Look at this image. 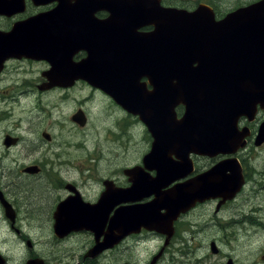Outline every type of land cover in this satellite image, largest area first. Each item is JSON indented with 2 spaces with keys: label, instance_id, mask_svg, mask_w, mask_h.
I'll list each match as a JSON object with an SVG mask.
<instances>
[{
  "label": "flooded vegetation",
  "instance_id": "obj_1",
  "mask_svg": "<svg viewBox=\"0 0 264 264\" xmlns=\"http://www.w3.org/2000/svg\"><path fill=\"white\" fill-rule=\"evenodd\" d=\"M60 1L23 0L0 11V264H173L175 251L187 258L194 252L198 261L210 207L218 223V218L227 226L250 221L264 229V106L237 118L234 138L243 144L234 152L198 145L188 151L178 144L182 134L171 135L169 120L152 131L140 119L138 100L145 97L140 89L150 94L157 83L145 73H138L137 81L133 73H120L132 64L120 44L124 30L118 26L108 33L98 24L110 12L77 7L91 24L81 17L71 25L70 6L76 1L65 0L62 9ZM237 1L231 7L232 0H204L194 9L208 5L221 20L261 0ZM154 29L150 24L138 32ZM114 47L121 50L109 58ZM124 92L132 110L114 96ZM184 112L183 104L175 107L177 119ZM98 124L119 137L125 149L114 165H101V173L94 166L108 158L102 146L85 152L79 146L97 143L89 126ZM139 126L141 137L133 133ZM77 158L92 166L73 170L71 177ZM130 208L153 209L160 218L154 217V226L131 224L145 223L147 216H125ZM218 244L210 243L216 256L223 254ZM253 248L250 243L245 250ZM229 262L241 261L224 255L223 264Z\"/></svg>",
  "mask_w": 264,
  "mask_h": 264
},
{
  "label": "water",
  "instance_id": "obj_2",
  "mask_svg": "<svg viewBox=\"0 0 264 264\" xmlns=\"http://www.w3.org/2000/svg\"><path fill=\"white\" fill-rule=\"evenodd\" d=\"M17 1L23 2L0 0V11L14 9ZM75 1L76 4L70 6L71 25L77 24L81 17L85 24H91L88 16L75 9L96 6L110 12L107 21L99 20L98 23L106 26L108 33L117 30L118 26L124 30L120 44L125 45L123 50H127L132 64L125 65L120 73H133L136 81L138 73L155 77L156 90L148 94L140 89L139 93L145 97L140 95L138 100L141 119L152 131L161 120L169 117L171 135L182 134L178 144L187 146L188 151L199 148L195 146L198 145L200 149L214 150L212 152H234L243 144L240 138H234L237 118L255 110L258 103L264 106V0L239 8L221 20H216L210 6L205 4L187 10L165 7L161 0ZM64 7L67 8L65 0H61L59 8ZM68 17L64 23L70 21ZM150 24L155 26L153 31L138 32L139 28ZM109 44L114 45L115 41ZM120 50V47H114V51L108 53L109 58ZM139 56L145 59L142 61ZM77 67L83 71L82 65ZM121 80L126 81L127 77ZM116 95L121 104L132 110L124 103L130 97L128 93ZM180 103L186 110L183 118L178 120L174 109ZM157 150L153 149V152ZM217 184L223 192L222 183ZM240 184L235 186L234 194ZM143 209H124L125 216L133 219L147 216L145 223L138 219L131 224L156 225L154 217L158 214L153 209L149 212ZM213 250H217L214 244Z\"/></svg>",
  "mask_w": 264,
  "mask_h": 264
},
{
  "label": "rangeland",
  "instance_id": "obj_3",
  "mask_svg": "<svg viewBox=\"0 0 264 264\" xmlns=\"http://www.w3.org/2000/svg\"><path fill=\"white\" fill-rule=\"evenodd\" d=\"M223 1L226 2L228 0ZM235 1L237 0H232V3H230L231 7H234L233 3ZM249 1L251 0H238L237 2L242 4ZM200 2H204V0H163V4L165 5L182 8L187 7L188 9H194ZM89 127L95 132L97 143L95 145H91L85 142L87 144H81L79 146L84 150V152L86 150V147H94L95 149H100V147L102 146V148L105 150L106 157H108L104 159L108 160L99 159V164L97 166H94L97 170L96 173H101L99 169L102 168V166L107 167L109 165H114L118 154L125 149L121 148V140L119 139V137H114V135L111 134L110 129H107L104 125L98 124L94 127L90 125ZM133 133L135 136L141 137L142 128L140 126L136 127L133 130ZM79 139L81 140L80 134ZM71 141L74 142L75 140L71 139ZM72 149H74V147L71 146V150ZM74 150L79 151L80 153L78 154H82L81 149L78 148V146L77 149L75 148ZM261 152L264 153V149H262ZM126 161L129 160H122V162ZM75 164L76 168H71V177L73 176V170L92 166V164L86 158H77ZM39 196L40 194L37 192L33 196L34 200L37 201V198ZM213 210V207H210L208 210L207 208L205 209V214L203 217V219H205V222L203 223V227L201 224L203 231H201L202 234H200L202 248L200 247L197 251V254L200 257L199 260L196 261V259H193L194 252L190 253L189 258H187L179 251H175L174 255L172 256L173 258L175 257L173 264H223L224 255L232 256L235 262H237V260H240L241 262L239 264H256V262L257 264H264V260L262 259V256L264 255V229H262V227L260 226H255V224H252V222L250 221L242 223H234L230 221V225L227 226V220H221V218H218L220 220V222L218 223L216 222V215H214ZM226 233L228 234V236L225 235ZM212 239H215L221 244L218 245L219 248L222 249L223 254L219 256L213 254L210 247ZM228 241L229 244H227ZM250 243L254 248L246 251L245 249H248ZM154 244H157V242L154 241ZM138 256L140 257L139 253Z\"/></svg>",
  "mask_w": 264,
  "mask_h": 264
}]
</instances>
